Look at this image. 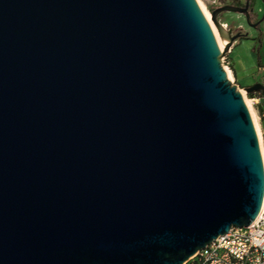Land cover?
Here are the masks:
<instances>
[{"label": "water", "instance_id": "95a60500", "mask_svg": "<svg viewBox=\"0 0 264 264\" xmlns=\"http://www.w3.org/2000/svg\"><path fill=\"white\" fill-rule=\"evenodd\" d=\"M197 0H0V264H185L264 204ZM247 94L261 92L256 83Z\"/></svg>", "mask_w": 264, "mask_h": 264}, {"label": "rangeland", "instance_id": "374dc122", "mask_svg": "<svg viewBox=\"0 0 264 264\" xmlns=\"http://www.w3.org/2000/svg\"><path fill=\"white\" fill-rule=\"evenodd\" d=\"M199 1L208 12L212 14L211 11H213V9L215 10L225 5H232L235 2H240V4L244 5L247 0ZM199 1L197 2L202 10ZM218 20L225 28L229 29L231 27L234 31L239 30V32L243 34L242 37L236 40L232 53L236 69L240 74L243 83L248 86H252L256 83L264 84V0H255L252 7L251 22L252 24L259 23L257 27L250 26L246 17L238 13L224 12L219 15ZM221 52H224V48L223 50L221 49ZM230 62L231 59L229 58V55H226L224 57L223 66L224 68L228 66L227 69L231 72L230 81L233 85L238 87L243 98L245 97L249 101L253 97L246 93L244 84L234 73V68ZM227 69L225 68L226 72ZM253 111L256 113L257 109H254Z\"/></svg>", "mask_w": 264, "mask_h": 264}, {"label": "built area", "instance_id": "2783aa9c", "mask_svg": "<svg viewBox=\"0 0 264 264\" xmlns=\"http://www.w3.org/2000/svg\"><path fill=\"white\" fill-rule=\"evenodd\" d=\"M225 68L227 69L228 66ZM253 95L254 97L249 102L253 110L257 109L255 115L259 125L260 136L257 130L256 133L262 153V150H264V95L261 92ZM262 158L264 163L263 153ZM263 207L259 217L251 226L247 228L233 227L228 234L214 240L205 249L197 252L185 264H264Z\"/></svg>", "mask_w": 264, "mask_h": 264}, {"label": "bare ground", "instance_id": "6f19581e", "mask_svg": "<svg viewBox=\"0 0 264 264\" xmlns=\"http://www.w3.org/2000/svg\"><path fill=\"white\" fill-rule=\"evenodd\" d=\"M197 1H199V0H197ZM199 3H200V5H201V7H202V10H203V12H204V14H205V17H206L207 21L209 22V24H210V26H211V28H212V30H213V32H214V35H215V37H216V39H217V42H218V45H219L220 49L223 50L225 43L221 40V38H220V36H219V33H218V30H217V28L215 27L214 23L212 22L211 14H210V13L208 12V10L202 5V3H201L200 1H199ZM227 72H228V77H229V79H230V73H231V72L229 71V69H227ZM230 80H231V79H230ZM244 98H245V97H244ZM245 100H246L247 106H248V108H249V110H250V112H251L252 118H253V120H254V124H255V127H256V130H257V133H258V135L260 136L259 125H258V123H257V121H256V115H255V113H254V111H253V109H252V107H251L250 102H249L246 98H245ZM262 153H263V157H264V150H262ZM263 210H264V207H263Z\"/></svg>", "mask_w": 264, "mask_h": 264}, {"label": "crops", "instance_id": "0c3cea01", "mask_svg": "<svg viewBox=\"0 0 264 264\" xmlns=\"http://www.w3.org/2000/svg\"><path fill=\"white\" fill-rule=\"evenodd\" d=\"M234 44H235V43H234ZM234 44H233V46H232V48H231V51H230V53H229L228 55H229V58L231 59V62H230V63H231V65H232L233 68H234V73L236 74V76L238 77V79L243 83V81H242V79H241V77H240V74L238 73V71H237V69H236L235 61H234V59H233V57H232ZM243 84H244V83H243ZM244 86H245V88L250 87V86L245 85V84H244Z\"/></svg>", "mask_w": 264, "mask_h": 264}, {"label": "trees", "instance_id": "16d2710c", "mask_svg": "<svg viewBox=\"0 0 264 264\" xmlns=\"http://www.w3.org/2000/svg\"><path fill=\"white\" fill-rule=\"evenodd\" d=\"M254 1H255V0H250V9H252L253 4H254ZM232 5H233V6H239V7H243V6H244V5L240 4V2H235V3H233ZM213 11H214V9H213ZM213 11H211V13H212ZM250 96H251V97H254L253 94H250Z\"/></svg>", "mask_w": 264, "mask_h": 264}, {"label": "flooded vegetation", "instance_id": "af4514ba", "mask_svg": "<svg viewBox=\"0 0 264 264\" xmlns=\"http://www.w3.org/2000/svg\"><path fill=\"white\" fill-rule=\"evenodd\" d=\"M245 5H246V3L244 4V6H243V7H245ZM230 28H231V27H230ZM237 33H239V30H235L233 34L235 35V34H237ZM241 35L243 36V34H242V33H241ZM242 36H241V37H242Z\"/></svg>", "mask_w": 264, "mask_h": 264}]
</instances>
